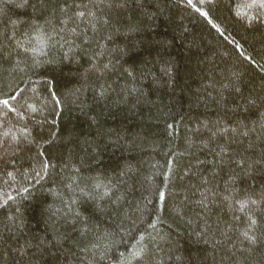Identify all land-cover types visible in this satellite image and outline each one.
<instances>
[{
  "label": "trees",
  "instance_id": "1",
  "mask_svg": "<svg viewBox=\"0 0 264 264\" xmlns=\"http://www.w3.org/2000/svg\"><path fill=\"white\" fill-rule=\"evenodd\" d=\"M0 264H264V0H0Z\"/></svg>",
  "mask_w": 264,
  "mask_h": 264
},
{
  "label": "snow or ice",
  "instance_id": "2",
  "mask_svg": "<svg viewBox=\"0 0 264 264\" xmlns=\"http://www.w3.org/2000/svg\"><path fill=\"white\" fill-rule=\"evenodd\" d=\"M201 15H204V13H201ZM3 103L6 105L7 101H3ZM25 190H27V189H25ZM133 255H134V257H138L140 254L139 253H134Z\"/></svg>",
  "mask_w": 264,
  "mask_h": 264
}]
</instances>
